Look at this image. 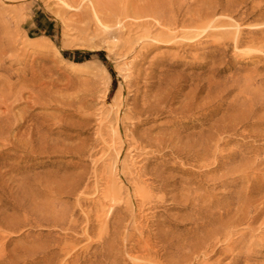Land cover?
<instances>
[{
  "label": "rangeland",
  "instance_id": "rangeland-1",
  "mask_svg": "<svg viewBox=\"0 0 264 264\" xmlns=\"http://www.w3.org/2000/svg\"><path fill=\"white\" fill-rule=\"evenodd\" d=\"M114 1L0 0V264H264V0Z\"/></svg>",
  "mask_w": 264,
  "mask_h": 264
},
{
  "label": "bare ground",
  "instance_id": "bare-ground-1",
  "mask_svg": "<svg viewBox=\"0 0 264 264\" xmlns=\"http://www.w3.org/2000/svg\"><path fill=\"white\" fill-rule=\"evenodd\" d=\"M138 1H140L139 3H141V2H145L144 0H138ZM153 1V0H152ZM160 1H162V0H160ZM167 1H169V0H167ZM176 1V0H175ZM174 1V2H175ZM194 1H196V0H194ZM193 1V2H194ZM212 1H214V0H209V2H212ZM220 1V0H219ZM137 0H117V2L116 1H114V3H112L111 5H109V4H107V9L110 11L108 14H107V17H108V19L109 20H114V21H116L117 23H121V22H125L127 19L126 18H128L129 19V17H136V18H138V17H145L146 18V16H150V15H154L157 11H166V9H164L165 7L163 6V4L161 5V4H159V3H157V2H154V3H145V4H143V5H138L137 3ZM148 2V1H147ZM170 2V1H169ZM173 2V3H174ZM177 2V1H176ZM204 2H205V0H204ZM208 2V0L205 2V3H207ZM161 3V2H160ZM164 3V2H163ZM165 3H166V1H165ZM197 3V2H196ZM203 3V2H202ZM201 3V4H202ZM213 3V2H212ZM103 4V3H102ZM174 4H176V3H174ZM194 4V3H193ZM211 4V3H210ZM166 5H168V4H166ZM165 5V6H166ZM180 5V4H179ZM182 5V4H181ZM213 4H211V6H212ZM170 6H172V4L171 5H169L168 7L170 8ZM176 6H178V5H176ZM202 6H204V5H202ZM167 7V8H168ZM182 7V6H181ZM207 7V6H206ZM213 7V6H212ZM176 8V7H175ZM198 8V7H197ZM197 8L196 9H194L193 8V10L195 11V10H197ZM211 8V7H210ZM214 8H215V6H214ZM205 9V8H204ZM174 10V9H173ZM182 10V9H181ZM180 10V11H181ZM179 11V10H178ZM188 11H190V10H188ZM187 11V12H188ZM213 11V10H212ZM212 11L210 10H206V11H204L203 10V8H200L199 10H197V12H195L194 14L192 13V11H190L192 14H191V19L192 20H194V21H196V22H194L193 24H195L196 23V25L194 26L195 27V30H194V27H193V29L192 30H194L195 32H194V34H193V36H199V35H201L204 31H206L210 26H211V24H212V20H211V15H212ZM215 11V10H214ZM170 12V11H169ZM102 13V12H101ZM171 13V12H170ZM175 13V12H174ZM178 13V12H177ZM180 13H182V12H180ZM180 13H179V15H180ZM163 14V13H162ZM189 16H190V14L189 13H187ZM102 15V14H101ZM160 15V14H159ZM178 15V16H179ZM155 16V15H154ZM164 16H165V14H164ZM168 16V15H167ZM171 17H172V15H170ZM175 16V15H174ZM213 16V15H212ZM143 17V18H144ZM147 17V18H148ZM216 17V16H215ZM135 18V19H136ZM156 18V17H155ZM103 19V18H102ZM140 19V18H139ZM162 19V18H161ZM172 19V18H171ZM170 19V20H171ZM176 19H177V17H176ZM190 19V20H191ZM113 21V22H114ZM165 21V20H164ZM115 22V23H116ZM163 22V21H162ZM176 22V21H175ZM129 23H131V22H129ZM165 23V22H164ZM168 23V22H167ZM177 23V22H176ZM124 24V23H123ZM107 25V24H106ZM110 25V24H109ZM119 25V24H118ZM126 25V24H125ZM161 25H163V24H161ZM174 25V24H173ZM172 25V26H173ZM192 25V24H191ZM168 26V25H167ZM166 26V27H167ZM193 26V25H192ZM164 27V26H163ZM105 28V27H104ZM191 29V28H190ZM108 31V30H107ZM163 31V30H162ZM166 31V30H165ZM191 31V30H190ZM208 31V30H207ZM164 32H162V34H163ZM186 33V32H185ZM192 33V32H191ZM174 34V33H173ZM165 35V33L163 34V36ZM169 35V34H168ZM181 35V34H180ZM188 35V34H187ZM177 36V35H176ZM189 36H191V35H189ZM188 36V37H189ZM165 37L166 38H168V36H167V34L165 35ZM171 37H175L174 35H171ZM183 37V36H182ZM184 37H186V36H184ZM170 38V37H169ZM168 38V39H169ZM7 44L5 45V37H0V61L3 59L2 57H3V53H5V51H6V49H7ZM11 56V55H10ZM5 57V56H4ZM0 64H1V62H0ZM4 78V77H3ZM7 78V77H6ZM7 79H9V78H7ZM24 80V79H23ZM19 81H17V82H9L8 80H5L4 79V81L3 80H0V83L3 85V87L1 86L0 87V109L2 108V106H4V105H6V108H7V110H10L9 108H10V106L13 104V102L11 101V99H12V97L13 96H15L14 94H15V92H14V89H15V87L17 86V83H18ZM19 93H21V92H16V94H18L17 96H19ZM15 98H16V96H15ZM9 101V103L7 104V102ZM153 103V102H152ZM13 106V105H12ZM6 110V109H5ZM4 112V111H3ZM0 113V121H2V120H4L5 118L8 120H6L7 122H9L10 120L11 121H14V119H12V117L10 116V118H9V116L8 115H6V113ZM9 112V111H8ZM8 114V113H7ZM12 114V113H11ZM17 116V115H16ZM21 118L22 117H20V119H19V117L16 119V121H17V124H15V123H12V125H10V126H8L7 128H4L3 127V129L2 130H0V138L2 139V138H8V135H6V133H8V132H10V130L12 131V129L15 127V128H18V127H21V126H23V125H25V118H22V121H21ZM9 124H11V122L9 123ZM4 125V124H3ZM2 126V125H1ZM14 128V129H15ZM19 132V131H18ZM20 133V132H19ZM245 134V133H244ZM10 136V135H9ZM17 136H18V134H15V136L14 137H16L17 138ZM20 136H21V134H20ZM22 137V136H21ZM18 138H20L19 136H18ZM209 138H211V137H209ZM21 139H23V138H21ZM25 139V138H24ZM20 140V139H19ZM208 141H209V139H207ZM18 141V140H17ZM28 141H30V140H28ZM5 142V141H4ZM21 142H22V140H21ZM20 142V143H21ZM26 142H27V140H26ZM16 143V142H15ZM17 143H19V142H17ZM16 143V144H17ZM28 143V142H27ZM27 143H26V145L25 146H27ZM168 143V142H167ZM202 143V142H201ZM8 144V143H7ZM22 144H24V142L23 143H21L20 144V146H22ZM163 144V143H162ZM204 145V144H203ZM203 145H202V147H203ZM205 145H207V144H205ZM16 146H18L19 147V145H16ZM24 146V145H23ZM191 148V147H190ZM205 147H203V149H204ZM192 149V148H191ZM205 150H207L206 148H205ZM207 152H208V150H207ZM209 153V152H208ZM211 159V158H210ZM212 162V161H211ZM199 172V171H198ZM146 188V187H145ZM3 245V244H2ZM104 246V245H103ZM108 254V253H107ZM101 257H102V259H106V258H108L107 257V255H106V253H102L101 254V256L100 257H98V259H101ZM98 259H97V261H98ZM109 259V258H108ZM107 260V259H106Z\"/></svg>",
  "mask_w": 264,
  "mask_h": 264
},
{
  "label": "trees",
  "instance_id": "trees-1",
  "mask_svg": "<svg viewBox=\"0 0 264 264\" xmlns=\"http://www.w3.org/2000/svg\"><path fill=\"white\" fill-rule=\"evenodd\" d=\"M65 54H68V52H65Z\"/></svg>",
  "mask_w": 264,
  "mask_h": 264
}]
</instances>
